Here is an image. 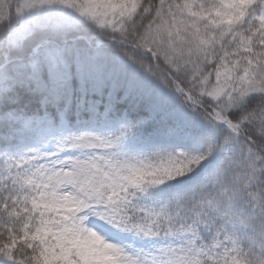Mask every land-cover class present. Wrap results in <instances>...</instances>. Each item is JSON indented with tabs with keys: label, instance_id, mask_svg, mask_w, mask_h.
<instances>
[{
	"label": "snow or ice",
	"instance_id": "1",
	"mask_svg": "<svg viewBox=\"0 0 264 264\" xmlns=\"http://www.w3.org/2000/svg\"><path fill=\"white\" fill-rule=\"evenodd\" d=\"M0 264H264V0H0Z\"/></svg>",
	"mask_w": 264,
	"mask_h": 264
}]
</instances>
